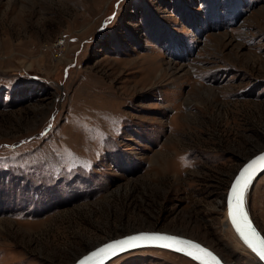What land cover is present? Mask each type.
Instances as JSON below:
<instances>
[{
	"label": "rangeland",
	"instance_id": "1",
	"mask_svg": "<svg viewBox=\"0 0 264 264\" xmlns=\"http://www.w3.org/2000/svg\"><path fill=\"white\" fill-rule=\"evenodd\" d=\"M263 149L264 0H0V264L139 230L263 264L224 225ZM246 207L264 236V172ZM104 264L197 263L150 245Z\"/></svg>",
	"mask_w": 264,
	"mask_h": 264
},
{
	"label": "snow or ice",
	"instance_id": "2",
	"mask_svg": "<svg viewBox=\"0 0 264 264\" xmlns=\"http://www.w3.org/2000/svg\"><path fill=\"white\" fill-rule=\"evenodd\" d=\"M49 128H51V124H49ZM261 170H264V153L251 159L239 170L228 191L227 214L239 239L260 261H264V236L253 226L245 207L248 189ZM141 243L157 244L163 248L173 249L199 264H221V260L212 251L198 242L177 235L155 232H141L104 243L83 255L77 264H104L110 257H115L126 249L138 247Z\"/></svg>",
	"mask_w": 264,
	"mask_h": 264
},
{
	"label": "water",
	"instance_id": "3",
	"mask_svg": "<svg viewBox=\"0 0 264 264\" xmlns=\"http://www.w3.org/2000/svg\"><path fill=\"white\" fill-rule=\"evenodd\" d=\"M262 153H264V150H261L260 152H258V153H256L255 155H253V156H251L250 158H248L246 161H244V163H242V165L240 166V168L237 170V172L235 173V175H234V177H233V179L231 180V182H230V184H229V186H228V188H227V190H226V193H225V199H224V202H225V207H226V210H227V195H228V191H229V189H230V186H231V183H232V181L234 180V178H235V176L238 174V172H239V170L244 166V164H246L247 162H249L251 159H253V158H255L257 155H260V154H262ZM264 172V170H261L260 172H258L257 173V175H256V177H258L260 174H262ZM255 177V178H256ZM254 178V179H255ZM253 179V180H254ZM253 182V181H252ZM245 207H246V205H245ZM246 211H247V207H246ZM228 215V214H227ZM249 219H250V221L253 223V226L257 229V231L262 235V233L260 232V230L255 226V224H254V222L252 221V219L250 218V215H249ZM141 232H146V233H152V232H155V233H161V234H169V235H175V234H173V233H170V232H166V231H138V232H132V233H128V234H125V235H122V236H119V237H116V238H112V239H109V240H106V241H104V242H102V243H100V244H98V245H96L94 248H92V249H90V250H88L87 252H89V251H92V250H95V248L96 247H100V246H102L104 243H107V242H110V241H112V240H115V239H122V238H124V237H126V236H130V235H137V234H139V233H141ZM177 236H180V237H182V238H186V239H190V240H193V241H195V242H198V241H196V240H194V239H191V238H188V237H185V236H181V235H177ZM263 236V235H262ZM198 243H200V242H198ZM202 246H204V247H207V246H205V245H203L202 243H200ZM150 245H152V246H158L157 244H150V243H141L139 246H150ZM138 246V247H139ZM160 247V246H159ZM210 251H212L219 259H220V257H219V255L214 251V250H212L211 248H209V247H207ZM129 249H131V248H129ZM167 249V248H166ZM126 250H128V249H126ZM170 250H172V251H174L173 249H170ZM87 252L86 253H84V254H82L81 256H79L72 264H77V261L80 259V258H82V256L83 255H85V254H87ZM124 252V251H123ZM174 252H176V251H174ZM252 252V251H251ZM176 253H179V252H176ZM253 253V252H252ZM179 254H181V255H184L183 253H179ZM185 256V255H184ZM187 257V256H186ZM112 257H110L109 259H111ZM188 258H190V257H188ZM108 259V260H109ZM191 259V258H190ZM108 260H106L104 263H106ZM192 260V259H191ZM221 260V259H220ZM194 261V260H193ZM195 262H197V261H195ZM263 264H264V261H261ZM197 263H199V262H197ZM221 264H225V263H223V261L221 260Z\"/></svg>",
	"mask_w": 264,
	"mask_h": 264
},
{
	"label": "bare ground",
	"instance_id": "4",
	"mask_svg": "<svg viewBox=\"0 0 264 264\" xmlns=\"http://www.w3.org/2000/svg\"><path fill=\"white\" fill-rule=\"evenodd\" d=\"M264 150V149H263ZM261 151V150H260ZM260 151H258V152H260ZM253 156V155H252ZM250 158V157H249ZM240 168V167H239ZM238 168V169H239ZM237 172V171H236ZM235 175V174H234ZM234 177V176H233ZM233 177H232V179H233ZM231 179V180H232ZM231 182V181H230ZM226 208V207H225ZM225 213H226V215H225V219H224V225L225 226H227V227H229L232 231H233V234H234V236H235V239H236V241L238 242V244H239V247L242 249V250H245V251H247V247L243 244V242L239 239V237L237 236V234L235 233V231H234V229H233V227H232V225H231V223H230V221H229V219H228V215H227V210L225 209ZM250 215V214H249ZM250 218H251V216H250ZM252 219V218H251ZM253 221V220H252ZM256 226V225H255ZM257 227V226H256ZM226 228V227H225ZM139 231H156V230H139ZM157 231H166V232H170V233H173V234H175V235H181V236H185V235H183V234H180V233H174V232H171V231H168V230H157ZM135 232H138V231H135ZM263 235V234H262ZM121 236V235H120ZM185 237H188V236H185ZM188 238H191V237H188ZM191 239H193V238H191ZM234 239V240H235ZM194 240H196V239H194ZM196 241H198V240H196ZM198 242H200V241H198ZM236 242V243H237ZM200 243H202V242H200ZM203 244V243H202ZM203 245H205V244H203ZM206 246V245H205ZM139 247H141V246H139ZM208 247V246H207ZM210 248V247H209ZM132 249V248H131ZM168 250H170V249H168ZM250 252H251V250L250 249H248ZM170 251H172V250H170ZM241 251V250H240ZM87 252V251H86ZM85 252V253H86ZM174 252V251H173ZM184 256V255H183ZM186 257V256H185ZM220 257V256H219ZM188 258V257H187ZM190 259V258H189ZM220 259L223 261V259L220 257ZM193 261V260H192ZM195 262V261H194ZM197 263V262H196ZM223 263H225L224 261H223ZM197 264H199V263H197ZM226 264V263H225Z\"/></svg>",
	"mask_w": 264,
	"mask_h": 264
}]
</instances>
